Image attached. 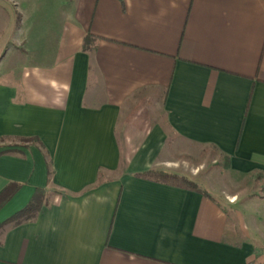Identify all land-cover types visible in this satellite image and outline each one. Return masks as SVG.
<instances>
[{
  "label": "crops",
  "instance_id": "1",
  "mask_svg": "<svg viewBox=\"0 0 264 264\" xmlns=\"http://www.w3.org/2000/svg\"><path fill=\"white\" fill-rule=\"evenodd\" d=\"M13 6L0 57V194L15 188L0 207V264H264V0ZM140 93L132 120L160 106L172 135L216 148L232 173L257 181L246 208L260 210L244 212L235 193L222 205L148 179L143 159L127 173L117 127ZM36 190L37 216L7 222Z\"/></svg>",
  "mask_w": 264,
  "mask_h": 264
},
{
  "label": "rangeland",
  "instance_id": "2",
  "mask_svg": "<svg viewBox=\"0 0 264 264\" xmlns=\"http://www.w3.org/2000/svg\"><path fill=\"white\" fill-rule=\"evenodd\" d=\"M0 6L3 7L4 14V21H0L1 57L3 50L10 47L19 17L13 0H0ZM142 95L140 93L130 101L132 106L123 111L118 121V141L122 148L121 162L127 173L141 167L142 161L145 160L151 163L152 168L166 169L195 180L222 205L229 200L224 197L226 193H235L233 196V200H236L235 205L246 209L244 212L260 210L259 203H251L249 208H246L247 202L258 199L262 193L257 181L252 177L232 173L226 166V159L216 148L195 146L172 135L167 129L160 106H156L153 112L149 113V117H144L142 110L141 116L138 115L137 119L132 120L136 105L142 102ZM151 104V101L147 102L148 107ZM129 119L132 121L128 122ZM6 143L17 144L14 140H7Z\"/></svg>",
  "mask_w": 264,
  "mask_h": 264
},
{
  "label": "trees",
  "instance_id": "3",
  "mask_svg": "<svg viewBox=\"0 0 264 264\" xmlns=\"http://www.w3.org/2000/svg\"><path fill=\"white\" fill-rule=\"evenodd\" d=\"M93 41V37L90 34H87L84 37L83 40V49H88ZM227 160V159H226ZM228 161V160H227ZM228 165V162H226V166ZM140 175L152 179L154 181L162 182V183H168L172 185H177L183 188L192 189V190H198L200 191L202 188L200 185L193 179L178 174L175 172L168 171L166 169H148L143 171ZM11 187V186H10ZM10 190L9 187L5 191H3L0 194V207L7 201V199L10 197L13 191ZM206 194V192H204ZM45 202V194L41 190H36L30 199V201L26 204L25 207H23L21 210L17 211L15 214H13L7 222H13L15 224H18L20 222L29 221L34 219L38 212L40 211L41 206Z\"/></svg>",
  "mask_w": 264,
  "mask_h": 264
}]
</instances>
